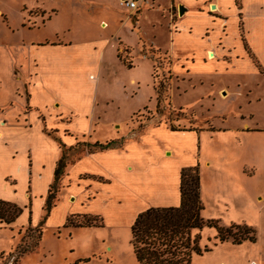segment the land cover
Wrapping results in <instances>:
<instances>
[{"label": "rangeland", "instance_id": "1", "mask_svg": "<svg viewBox=\"0 0 264 264\" xmlns=\"http://www.w3.org/2000/svg\"><path fill=\"white\" fill-rule=\"evenodd\" d=\"M80 1L0 0V104L6 142L0 144V198L21 208L10 225H0V264H135L129 243L131 200L121 182L85 204L88 212L102 216L100 226L61 225L80 194L72 171L70 185L61 188L55 208L44 216L42 183L34 177V167L54 149L40 130V113L47 128L57 124L71 133L94 128L91 133L99 140L162 122L174 129L201 127L200 216L217 219L221 226H247L253 240L219 241L213 226L202 225L193 230L199 235L198 245L209 249L192 253L190 264H264V0H241L240 8V0H219L228 12L220 32L230 48L223 65L179 56V46L200 40L193 33L181 34L180 41L169 36L167 10L170 20L177 14V8L166 10L171 0H137V8L103 0L104 11L90 7L94 0ZM192 1L196 0L179 4L193 6ZM212 4L207 5L211 11L216 9ZM213 15L225 23L223 14ZM66 39V45L49 44ZM166 53L184 66L180 70L189 72L171 73L172 59ZM132 57L136 63L127 67L123 60L132 64ZM34 61L36 80L29 100L33 108L23 121L25 101L16 87L23 85ZM132 76L139 81L135 88L129 81ZM244 123L262 129L241 130ZM76 140L79 143L65 151L70 159L92 142L82 135ZM175 140L177 150H187L186 143ZM28 154L34 164L29 177ZM68 191L73 199L66 198ZM36 225L41 228L39 239Z\"/></svg>", "mask_w": 264, "mask_h": 264}, {"label": "crops", "instance_id": "2", "mask_svg": "<svg viewBox=\"0 0 264 264\" xmlns=\"http://www.w3.org/2000/svg\"><path fill=\"white\" fill-rule=\"evenodd\" d=\"M83 1L85 0H81L80 2L84 3ZM231 1L235 3V0ZM94 2L95 4L93 5L88 2V4H90V7L96 5L99 8H102L103 11L107 9L103 0H94ZM179 3L180 0H171V3L166 7V10L170 7L171 9L172 7L177 8V5H181ZM192 3L193 6H183L182 13L178 14L177 12V18L175 17L173 20H170L172 14L170 15L171 12L167 10L169 18L168 25L169 27L172 26L169 30V36H171L173 40L176 39V41H180V39H183L185 35H190L192 33L194 34L193 37L197 36L200 40V43L191 40L190 43H185V45L179 46V49H181L182 52V55L179 56H189L190 61H193L194 59L202 61H207L210 59L216 60L220 61V63H222L223 65L228 61L226 58H223L224 55L230 53V48H227L228 46H226L227 44H225L222 38L223 35L220 34L221 27H223L222 25L224 24L225 26L228 21V12L224 9L226 7H224L219 0H196L192 1ZM212 3L216 4V9L211 11V9H208L207 5L210 4L211 7H213L214 5ZM88 4H86V6H88ZM236 5L238 8H240L242 5L241 0L240 4L237 3ZM236 5L235 8H237ZM214 12L223 14L225 16V23H221L222 18L213 15ZM238 13L240 14L241 20V12H236V15ZM231 14L232 16H234L233 12H231ZM185 16H187V18H184ZM192 17L193 19H191ZM123 18L126 19V17ZM194 18L201 21V25H198V23H194ZM100 19L106 23V21L102 17ZM118 20L121 21V19ZM237 20L235 18L234 23L237 22ZM102 21L100 23H102ZM241 24L243 26V21H241ZM181 34L184 36H182ZM65 41L66 42H56L49 44L53 45L64 43L66 45L70 40L66 39ZM117 46L118 42L115 49L116 55L118 50ZM164 50L166 51V48ZM207 50L212 51V57L208 58L209 55L208 57L206 56ZM131 51L133 55L134 50H132V47ZM135 51H137V47ZM170 58L172 59V63L170 64L171 73L178 76L179 74L182 75L183 73L189 72V69H185L184 71L180 70L184 66H180V64H177V58ZM20 61H22L23 64V60L21 59ZM135 63L136 61H134L132 57V64L128 66L126 64L125 65L127 67H132ZM32 65L33 67H30V70H28L26 72V75L23 77V79L25 80V82H23V85L21 87H16V91L23 95L25 101V110L20 114L23 117V121H26L25 115L27 114L28 110H31L33 108V105H30L32 103H30L29 100L31 99V88L36 80L35 61ZM148 78L150 80V70ZM129 81L134 86V88L139 84V81L135 76L130 77ZM23 89L26 90V93L23 91ZM54 104H57V102L54 101ZM3 105L4 104H0V144L2 145L6 143L4 142L5 125L3 120ZM133 111L128 113V116ZM58 114L61 115V113L59 112ZM38 116L41 122L40 130L44 132V134H46V137L49 140H51L50 147L54 149L51 151V153L44 154L42 152L41 154L44 155L36 163L35 167L33 162L31 161L32 159H29L28 157L29 154L27 155V167H29V170L27 171V177H29L30 173L32 174V168L34 167V177L37 178L40 183H42V189L40 188L41 192L39 193L41 197L40 202L42 207L47 191V186L52 179L55 161L61 154L60 144H63V147L73 146L77 141V135H82L87 140L91 141L99 139L95 138V136H93L91 133L94 132V128L88 129L87 132L79 131L77 133H71L65 127H58L57 124H51L50 127L47 128L44 123V116L41 113ZM128 116L126 118H128ZM95 124H97V122L93 123V127L95 126ZM243 126L245 128H241V130L249 131L262 129V127H250L246 123H244ZM200 129L201 127L199 126H192L186 129H170L162 122L156 125L148 126L138 133H130L128 135L126 130L123 134H117L115 136L111 134L108 135L109 137L99 140L104 141L109 138L125 136L124 141L121 142L120 145L97 149L89 152L84 150L80 155H76L73 159L68 158L66 153L64 172L60 176L61 184L58 188L56 196L58 197L61 188L70 185L68 171L73 172V183H75L76 187L79 188L80 194L78 195L76 203L68 206L67 211L65 212V214H63L64 220L65 217L70 213H91L88 212V208L85 207V204H87V200L92 197L94 198L95 195L102 190L107 191L109 188L111 189V186L113 184L119 182H121V184L124 186V189L122 188V190H124L128 194L131 200L129 205V224L132 222L136 213L146 207L177 205L179 202V169L182 166L200 163L198 161L199 147H197V138L199 139V132L201 131ZM175 139L186 143L187 150H177L176 147L178 145V142ZM11 152L14 153L16 151L12 150ZM16 165L18 166V163ZM13 183L14 179L12 180V184ZM28 188L24 191V195L28 193ZM70 191H68V195L66 197L68 198V200L73 199V196H70V194L72 193ZM57 197L56 200H58ZM25 198H27L29 201V194ZM56 200L54 205L50 208L48 214L55 208ZM21 201L23 202V199ZM91 214H97L102 219V216L98 213ZM76 227L79 226H75L74 228Z\"/></svg>", "mask_w": 264, "mask_h": 264}, {"label": "trees", "instance_id": "3", "mask_svg": "<svg viewBox=\"0 0 264 264\" xmlns=\"http://www.w3.org/2000/svg\"><path fill=\"white\" fill-rule=\"evenodd\" d=\"M123 62L127 66L130 65L125 60ZM155 100L157 104V96ZM169 128L174 129L172 126ZM121 140V137L104 141L93 140L90 143L86 142L88 146L85 145V150L89 152L120 145ZM78 143L79 141H76L74 145ZM60 145L61 154L55 161L52 179L47 186L42 204L44 216L55 203L60 176L64 172L66 163L65 151L72 147ZM197 165L194 163L179 169V202L177 205L149 206L136 213L129 225V243L135 264H190L192 253L200 254L209 249L206 245H198L199 235L193 230L199 229L202 225L213 226L216 231L215 238L219 241L225 239H230L232 242H239L243 239L253 240L252 230L247 226L237 224L221 226L217 219H204L200 216L203 204L199 196ZM20 211L21 208L14 202L0 198V225H10ZM100 225H102L101 217L91 213H70L62 223V226L73 227ZM33 229L36 230L37 239H39L40 225L34 226ZM36 244L37 241L33 246Z\"/></svg>", "mask_w": 264, "mask_h": 264}, {"label": "built area", "instance_id": "4", "mask_svg": "<svg viewBox=\"0 0 264 264\" xmlns=\"http://www.w3.org/2000/svg\"><path fill=\"white\" fill-rule=\"evenodd\" d=\"M120 4L129 8H137V0H118Z\"/></svg>", "mask_w": 264, "mask_h": 264}, {"label": "water", "instance_id": "5", "mask_svg": "<svg viewBox=\"0 0 264 264\" xmlns=\"http://www.w3.org/2000/svg\"><path fill=\"white\" fill-rule=\"evenodd\" d=\"M182 10H183V7L181 5H178V7H177L178 14H181L182 13Z\"/></svg>", "mask_w": 264, "mask_h": 264}, {"label": "bare ground", "instance_id": "6", "mask_svg": "<svg viewBox=\"0 0 264 264\" xmlns=\"http://www.w3.org/2000/svg\"><path fill=\"white\" fill-rule=\"evenodd\" d=\"M106 25V24H105ZM104 25H102V27H103ZM208 55H209V57H212L213 56V53H212V51H209L208 52Z\"/></svg>", "mask_w": 264, "mask_h": 264}]
</instances>
